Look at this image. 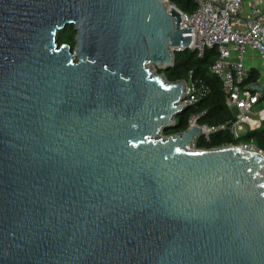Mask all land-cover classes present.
Listing matches in <instances>:
<instances>
[{"label":"water","instance_id":"water-1","mask_svg":"<svg viewBox=\"0 0 264 264\" xmlns=\"http://www.w3.org/2000/svg\"><path fill=\"white\" fill-rule=\"evenodd\" d=\"M180 22L164 0H0V264H264V157L161 136L189 109L164 75L195 52Z\"/></svg>","mask_w":264,"mask_h":264},{"label":"built area","instance_id":"built-area-1","mask_svg":"<svg viewBox=\"0 0 264 264\" xmlns=\"http://www.w3.org/2000/svg\"><path fill=\"white\" fill-rule=\"evenodd\" d=\"M192 2L194 8L190 12L181 10L171 0H164V5L167 11L171 8L179 11L180 27L190 28L184 36H190V48L198 57L215 50L210 73L219 81L225 104L233 117L209 124L200 119L206 111L190 112L186 129L195 126L201 128V133L193 137L187 149L203 151L230 146L264 157V150L257 148L253 139L242 140L247 130L259 129L264 122V1L256 2L248 9L243 0ZM186 83L188 97L183 103L189 108L211 94V87L201 79H193L191 74ZM254 84H260L263 91L253 90ZM220 132H228L233 141L221 146H207ZM200 142L204 145L199 146Z\"/></svg>","mask_w":264,"mask_h":264},{"label":"trees","instance_id":"trees-1","mask_svg":"<svg viewBox=\"0 0 264 264\" xmlns=\"http://www.w3.org/2000/svg\"><path fill=\"white\" fill-rule=\"evenodd\" d=\"M182 2L183 0L179 2L177 1L175 4L183 11L190 12L194 8L192 0H186L185 4L179 6V3ZM75 33L76 31L74 27L68 26L64 32L59 33L58 38L61 41L64 40V42L71 45V47H74ZM215 54V50L208 51L203 57H198L196 53L189 51L175 53L176 60L174 68L164 73L167 80H188L189 75L191 74L193 79H201L207 83L211 87L212 91L211 94L204 99V101L197 103L192 108H189L185 114L178 116L176 118L178 122L177 127L167 132H171L172 130H175V133L184 131L187 127L188 116L192 111H206L200 119L202 122L209 124H217L233 117V113L225 104V97L221 90L219 81L210 73V65L214 61ZM262 100L264 101V95ZM250 139L254 140L257 148L264 150V122L259 129L252 131L247 130L245 135L242 137V140ZM232 141L233 138L228 132H220L213 136L212 142L207 146H221ZM202 145H204V143L200 142L199 146Z\"/></svg>","mask_w":264,"mask_h":264},{"label":"rangeland","instance_id":"rangeland-1","mask_svg":"<svg viewBox=\"0 0 264 264\" xmlns=\"http://www.w3.org/2000/svg\"><path fill=\"white\" fill-rule=\"evenodd\" d=\"M185 2H186V0H183L182 3H179V6H182L183 4H185ZM64 31H65V30H63L62 32H64ZM62 32H61V33H62ZM58 35H59V34H58ZM57 42H58L59 46H61V45H63V44H68V43H65L64 40L61 41L59 38H58ZM70 46H71V45H70ZM72 48H74V47H72ZM169 133H170V134H174V133H175V130H174V131L172 130L171 132L162 133L161 136H162L163 138H165L167 135H169Z\"/></svg>","mask_w":264,"mask_h":264},{"label":"crops","instance_id":"crops-1","mask_svg":"<svg viewBox=\"0 0 264 264\" xmlns=\"http://www.w3.org/2000/svg\"><path fill=\"white\" fill-rule=\"evenodd\" d=\"M243 1H244L245 8L248 9L249 7L253 6L256 2H263L264 0H243Z\"/></svg>","mask_w":264,"mask_h":264}]
</instances>
